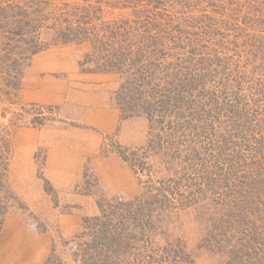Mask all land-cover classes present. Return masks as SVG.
Here are the masks:
<instances>
[{
	"label": "rangeland",
	"instance_id": "rangeland-1",
	"mask_svg": "<svg viewBox=\"0 0 264 264\" xmlns=\"http://www.w3.org/2000/svg\"><path fill=\"white\" fill-rule=\"evenodd\" d=\"M90 1L84 12L75 7L82 0H0V262L23 261L17 249L27 232L41 246L49 242L41 264H95L77 246L91 240L82 223L101 208L106 221H120L123 212L142 217L140 225L134 217L122 222L129 250L102 264H264V0H173L177 17L164 0ZM141 1L155 7L158 37L147 42L154 47L148 45L138 69L120 62L109 68L105 46L95 58L89 41L62 44L54 37L65 26L55 24L77 18L94 23L107 45V36L136 22L127 16L139 12ZM165 25L178 26L180 37L161 36ZM30 41L43 46L32 56ZM135 44L132 50L144 47ZM58 51L63 69L78 57L81 72L104 76L98 89L120 116L97 158L82 162L72 184L55 183L61 188L48 180L42 153L27 154L14 141L21 128L71 124L57 108L18 99L24 79L50 75L26 74L31 58ZM89 58L110 70L89 72L95 69ZM178 77L184 81L170 88ZM111 156L132 185L123 173L111 183L99 174L95 162ZM256 171L261 180H254Z\"/></svg>",
	"mask_w": 264,
	"mask_h": 264
},
{
	"label": "crops",
	"instance_id": "crops-1",
	"mask_svg": "<svg viewBox=\"0 0 264 264\" xmlns=\"http://www.w3.org/2000/svg\"><path fill=\"white\" fill-rule=\"evenodd\" d=\"M51 54L52 56L48 57ZM55 55L60 56L61 52H46L37 58H31V66L26 70V74H34V70L39 69L50 75L41 78L29 76L31 78L24 79L18 99L23 104L57 108L60 116L71 117V124L55 122L41 125L39 128H21L14 141L20 146L18 148L24 149L27 154L42 153L43 168L47 172L48 180L54 185L60 183L65 187L64 185L72 184L81 175V165L85 159L97 158L102 137L112 135L118 130L120 116L118 110L108 104L102 89H98V81H103L104 76L81 72L78 57H71V70H65L60 67L58 60H55ZM52 71L63 74L62 78L51 76L54 73ZM95 164L96 169L101 171L99 174L108 181L112 175L119 178V173H123L119 159L114 156ZM126 173H123L128 181L125 185L130 186L132 181H129ZM119 182L121 181L115 182L117 186ZM115 183L112 185L115 186ZM55 188L61 187L55 185ZM23 229L21 228V231ZM8 231L7 228L6 232ZM25 233L28 238H25V243L17 249L18 253L25 252V258L20 264L43 263L49 242H43L41 246L40 242L34 241L31 235Z\"/></svg>",
	"mask_w": 264,
	"mask_h": 264
},
{
	"label": "trees",
	"instance_id": "trees-1",
	"mask_svg": "<svg viewBox=\"0 0 264 264\" xmlns=\"http://www.w3.org/2000/svg\"><path fill=\"white\" fill-rule=\"evenodd\" d=\"M82 1L83 3L80 6H75V7L80 8L79 9L80 11L85 12L90 7H93V5L90 3L91 2L90 0H82ZM161 4L162 5L165 4L166 6L168 5L170 8H173L171 16L177 17L178 12L176 11H178V7H177V4L173 2V0H164V3H161ZM138 5L139 6L143 5L140 7L139 12L137 11L135 13L132 12L130 15L127 16V17H134L133 19H136V22L132 24L131 23L125 24L124 26L120 27L119 32L113 35L111 34L112 36L110 37L107 36V40L105 43H107L108 46L104 44V42L100 39L102 36L104 37V34L99 35L97 33L96 26L94 23H91V21H88V20L76 22L77 18L75 20L74 18H71L70 20H66L64 24H61V23L55 24L57 26H62V25H65V26L57 28L54 31V34H55L54 37L57 40V43H62V44L71 43L75 41L76 42L89 41L91 43V48H92L91 51L93 54H95V58L100 55V52L102 53L103 47L105 46L107 50H106V55L102 61L106 62L109 68L119 65L117 63L120 62V64H123L125 66L128 65V63L129 64L132 63V65L138 69L140 68V64L138 65V62L140 63V58L145 57V55H147L148 53L147 49L149 48V46L154 47V44H149L147 42L148 41L151 42V39H154L155 36L158 37L157 35L158 30L156 26L154 25L155 24V17H154L155 12L152 11L155 9V7H153L150 3H146L142 1ZM134 6L135 5H133L134 10L137 9V7H134ZM127 20H130V19L128 18L124 21H127ZM167 29H169V26H166V25L163 27V30L160 29V31H162L160 33L161 36H164L165 34L166 35L169 34L168 36H170L173 39L174 38L173 33L176 31V37L177 38L180 37V31H179L180 28L178 26H176V28L169 29L168 32H166ZM118 38L122 40L121 43L119 42V40H117L116 42V39ZM136 41H139V42L143 41L144 47H142L143 45H139L140 48L132 50L131 45H134V46L137 45L135 44ZM30 42H31L32 50L30 51L29 56L34 55L35 53L40 51V49L43 48V46H40L39 44L33 41H30ZM90 62L95 65V69L89 72L98 73V72H106L107 70H110L109 68L105 70L104 67H101L100 62L98 64L97 60L94 58L93 59L89 58V62H86V63H90ZM178 78L180 79V81L179 79H175L176 83L173 80L171 81L172 83L170 82L168 84L170 88L174 89L178 87L179 83H182L184 81V78L182 79V81H181V77H178ZM203 89H204L203 84H200V86H197V92L199 90L202 91ZM207 93L212 96L213 91L212 90L209 91L207 89ZM249 95L251 96L252 94H249ZM179 96H181L180 93H179ZM222 100L224 103H226L225 99H222ZM239 102H241V100ZM239 102H237V105L239 104ZM254 104L255 105L253 106L257 105V103H254ZM226 105L228 108L229 107L232 108L233 106L231 103H228V102L226 103ZM237 105L235 107H237ZM249 106H251L250 103L245 104V108ZM41 124L42 123H40V125ZM253 176H254V180H261V177L263 176V174L256 171V174H254ZM159 193L163 197H165L166 195L165 193H161L160 189H159ZM157 196H159V194H156L155 197ZM100 212L101 213L99 214V216L83 221L82 228L84 230L88 229L87 233H89V235L91 236V240L89 242L79 243L77 247L84 249L85 256H88L91 260L95 259V264L108 263L110 261L114 263L115 262L114 257L118 256L120 253L124 254L126 250H129V248L127 249V246H128V243L126 242L127 239L126 237H123L124 236L123 228L125 227L122 226V222H130L133 220V217L135 218V216L134 215L129 216L130 212H123L127 216L122 219L120 217V221H117L115 217L113 218V221L112 220L106 221L107 216H108L106 213V210H102L100 208ZM139 214H142V211H140ZM141 218L140 219L135 218V221H137L136 223L139 224L138 220H141ZM89 223L96 224L98 229H96L95 225L88 226ZM141 227H143V224L141 225ZM232 256H236V253L235 252L234 254L232 253ZM99 258H101L102 260L100 262H96L97 259ZM82 261H84L83 257H82ZM231 261L232 262L236 261V258H232ZM86 264H89V263H86ZM91 264H94V263H91Z\"/></svg>",
	"mask_w": 264,
	"mask_h": 264
}]
</instances>
